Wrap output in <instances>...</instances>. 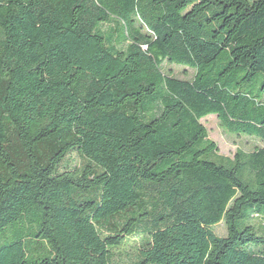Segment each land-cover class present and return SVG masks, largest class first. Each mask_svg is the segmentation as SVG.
I'll return each instance as SVG.
<instances>
[{
	"label": "trees",
	"instance_id": "1",
	"mask_svg": "<svg viewBox=\"0 0 264 264\" xmlns=\"http://www.w3.org/2000/svg\"><path fill=\"white\" fill-rule=\"evenodd\" d=\"M210 114L264 142V0H0V264H264V146Z\"/></svg>",
	"mask_w": 264,
	"mask_h": 264
},
{
	"label": "rangeland",
	"instance_id": "2",
	"mask_svg": "<svg viewBox=\"0 0 264 264\" xmlns=\"http://www.w3.org/2000/svg\"><path fill=\"white\" fill-rule=\"evenodd\" d=\"M163 67L167 71L170 70L178 78L191 80L195 75V70L188 67H182L168 62H165ZM201 121L206 126L209 137L217 143L219 153L224 156L234 157L237 150L250 152L256 147L264 146V142L258 138L246 135H234L225 131L220 125L217 114H210L202 118ZM76 159L77 162L80 160L79 157H76ZM214 231L219 236H225L227 233L225 223L221 222L216 225ZM135 243V239L130 238L123 246L114 249V264H130V257L135 252Z\"/></svg>",
	"mask_w": 264,
	"mask_h": 264
}]
</instances>
